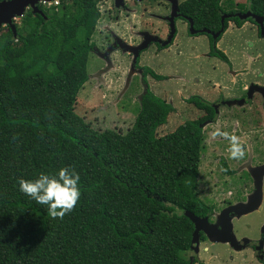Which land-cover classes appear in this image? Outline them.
Segmentation results:
<instances>
[{
	"label": "trees",
	"instance_id": "1",
	"mask_svg": "<svg viewBox=\"0 0 264 264\" xmlns=\"http://www.w3.org/2000/svg\"><path fill=\"white\" fill-rule=\"evenodd\" d=\"M98 1L39 6L45 19L28 11L15 34L0 29V264H190L184 212L208 213L196 194L198 123L158 137L172 110L150 92L125 132L97 131L76 113ZM249 8L264 24V0ZM182 11L214 32L224 14L222 0H188ZM65 166L79 173L82 195L53 219L17 181Z\"/></svg>",
	"mask_w": 264,
	"mask_h": 264
},
{
	"label": "flooded vegetation",
	"instance_id": "2",
	"mask_svg": "<svg viewBox=\"0 0 264 264\" xmlns=\"http://www.w3.org/2000/svg\"><path fill=\"white\" fill-rule=\"evenodd\" d=\"M106 1L111 2L107 10L111 14L108 16L115 20H119L118 10L136 13L144 5L156 8V12L151 14L146 11V13L163 22L165 29L162 30L166 32V34L164 32L165 38L163 39L166 41L163 42L158 38L161 26L155 27V24L148 26L151 28V33L147 32L149 34L143 33L145 29L138 30V35H141L142 38L134 42V45L136 47L143 45L146 38L150 37H157L159 43L150 41L151 44H147L148 47L138 51L137 57L134 52L129 51L128 46L124 47L123 43L115 42L117 44L115 47L114 41L113 43L107 42L106 46H100L103 48L99 49L91 40L93 45L89 56L101 62L99 65L93 66L96 68V72L92 77L104 84L103 75H108L107 73L114 66L109 62V56L116 50L119 54L118 50H121L128 56L127 68L129 72L136 73L131 81L137 78L139 81L138 92L141 90L135 96V100H132V105L136 102L139 110L142 97L150 92L171 108L170 114L174 112L177 121H180L179 126L186 123H198L202 151L198 163L196 194L208 210L207 215L200 216V218L207 219L208 224L214 227L213 233L218 237L234 239L236 243L233 244L234 252L238 249V253L249 250L258 264H264V44L260 43L264 37L261 36L260 27L254 20L260 18L264 28L263 18L251 12L249 5L252 0H222L224 14L221 15V19L224 17V20L220 22V29L217 31L222 30V32L214 39L212 35L217 32L205 28L201 30L194 28L193 20L182 11V6L188 0L179 4L177 10L173 11L171 0H149L151 2L149 4H138L140 5L139 9L136 8L137 2L148 0H99L98 4L106 3ZM39 6L41 5L39 4ZM28 11L31 10L27 9L25 14ZM246 14H249V17L245 20L241 19ZM170 19L173 20L174 34L171 41L162 46L167 42L171 33ZM235 19L241 25H237ZM105 27L104 36L108 35L106 31L109 29L108 26ZM229 30L237 35L251 33L253 42L248 38L235 39L231 43L223 41L224 46L219 47L218 43L227 32H230ZM109 35L114 40L111 30ZM150 45H154L151 46L155 49L154 57H159V60H162V57L160 58L162 52L171 50H174L173 53L176 52V56L172 55V58L176 59L175 62L173 60L175 73L172 76L158 74L149 66H140V59L144 53L150 50ZM201 45L203 48L200 47ZM198 46L200 51L196 53L197 49L195 48ZM196 55L199 58H196ZM229 56L237 59V62L235 61L233 64ZM184 57L186 59L183 61ZM213 60L224 64L223 71L219 70L220 68ZM168 67L169 63L165 64L166 70ZM156 83H160L158 87L159 90H162V95L155 88ZM200 92H205L206 95L204 96ZM173 96L176 98V103ZM199 105L206 106L207 109L200 108ZM232 135L238 138L243 152V156L238 159L229 158L230 141L227 136ZM202 185L205 187V191L201 190ZM204 192L208 193V198L201 197H204ZM221 197L226 198L221 200ZM237 205L246 208H242L239 215L237 213L228 214V222L224 216L218 223V218L224 210ZM252 214L260 215L256 221L258 227L254 236H250L247 232H252L250 226H243V229L240 230L241 219ZM238 229L242 234L237 233ZM206 242L208 244L210 242L208 237L200 232L199 244ZM228 244L226 246L230 247ZM190 253H192L191 250ZM243 258L247 259L248 257L244 256ZM197 260L195 259L193 264ZM231 260L233 259L231 258Z\"/></svg>",
	"mask_w": 264,
	"mask_h": 264
},
{
	"label": "rangeland",
	"instance_id": "3",
	"mask_svg": "<svg viewBox=\"0 0 264 264\" xmlns=\"http://www.w3.org/2000/svg\"><path fill=\"white\" fill-rule=\"evenodd\" d=\"M186 0H171L172 4V11L175 9L177 10V6ZM110 1H106V3L101 2L97 3V9L100 11L101 19L98 21L97 26L95 28L92 40L95 42V45L97 48H103L100 46H106L105 44L107 42L114 41L115 47H117L118 43H123L124 47L130 46L133 48L136 47L134 45V42H137L140 38H142L141 35H138V30L145 29L143 33L149 34L150 26L151 24H155V27L159 25L161 28H159L158 38L164 42L165 39V30L163 31V22H160V19H154L153 17H150L147 13H153L156 12V8H151V6H142L139 9L138 4H149L151 3L149 0L145 2H137L136 5H138L136 8L139 9L136 13L133 12H123V10H118L117 13H119V20H115L113 18H109V14L111 12H107L108 8L110 7ZM127 16V17H126ZM15 25H19L20 19H16ZM105 26H108L109 29L107 32L108 35L104 36L103 30ZM133 26V28H132ZM106 28V27H105ZM149 28V30H146ZM114 35L113 37L109 35V31ZM149 32V33H147ZM165 32V34H164ZM243 33V32H242ZM244 34V33H243ZM157 38V37H156ZM248 38L249 41L253 42V37L251 33H245L244 35H237L233 31L227 32L224 36V41L226 43H231L235 39H244ZM255 39V38H254ZM166 41V40H165ZM261 45L264 44V40H261ZM104 44V45H103ZM151 44V42L149 43ZM205 44V43H204ZM196 46V44L194 43ZM154 45H150V50H148L146 53H144L140 59V66L145 67L149 66L152 68L156 73L161 75H173L175 73L173 66V60L175 62L176 52L174 50H171L170 52H162L160 53V58L162 57V60H159V57H154V47H151ZM148 47V45H147ZM203 48V46H200ZM206 47V45H205ZM121 49V48H118ZM175 49V47H174ZM120 53L114 52L109 56V62H111L113 65V68L108 75H103L105 79V83L103 84L101 81H97L94 77H92L95 74L96 68H94V65H99L101 62L97 59L88 58V64H87V72L89 80L84 85V87L81 89V91L78 93L77 96V103H76V113L80 117H82L85 122L89 123L93 129L97 131H105V130H114L119 132H125L129 128H131L134 119L136 117L138 106L135 102L134 105H132V100H135V96L139 94L138 88H139V81L137 78L131 81L134 73L130 76V82L127 87V73H130L128 70V56L123 53L121 50ZM101 52V51H100ZM125 52V51H124ZM131 52V51H130ZM94 56V55H93ZM134 57V56H133ZM186 59L184 57L183 61ZM167 60V61H166ZM169 63V67L166 70L164 68L165 64ZM163 65V66H162ZM99 77H101L100 74H98ZM217 77V76H215ZM152 82L154 80L151 79ZM6 84L5 80H0V87H4ZM160 83L155 84V88L158 90L160 95H162V90H159ZM104 88V89H100ZM154 91H156L154 89ZM169 92V90H168ZM170 93V92H169ZM202 95H206L205 92H200ZM190 92L188 93V95ZM188 95H185L186 97ZM174 102L176 103V98L173 96ZM180 121H177L176 115L174 112L169 115L167 119V124L163 127H160L157 131V136H162L165 134L172 133L178 126ZM182 122V121H181ZM201 190H206L205 187L202 185ZM202 198H208V193L204 192V197ZM214 198V197H210ZM226 197H221V200H223ZM259 214H252L249 215L243 219H241L240 224L242 225L240 227V230L243 229V226H250V230L252 232L247 231L250 236H254L256 234V229L258 227L257 220ZM237 233L240 235L242 232H239V229L237 230ZM247 234V233H246ZM199 243V241H198ZM228 244V243H226ZM225 243L221 244H212L209 242V244L202 243L198 245V252L195 253L192 251V253L189 254V256H192L194 259H198L195 264H258L256 262L255 257H253L251 252L249 250H244L243 252L238 253L239 249L235 251V248H233V245H230V247L226 246ZM235 245V241L233 242ZM241 249V248H240ZM232 256V257H231ZM244 256H247L248 258H243ZM231 258L233 260H231ZM195 261V260H194ZM194 263V262H193Z\"/></svg>",
	"mask_w": 264,
	"mask_h": 264
},
{
	"label": "clouds",
	"instance_id": "4",
	"mask_svg": "<svg viewBox=\"0 0 264 264\" xmlns=\"http://www.w3.org/2000/svg\"><path fill=\"white\" fill-rule=\"evenodd\" d=\"M227 139L230 141L229 158L242 157L238 138L232 135ZM17 184L18 191L25 197L46 206L47 214L53 219H63L76 207L82 195L80 175L71 166L60 167L55 172H40L34 179L20 178Z\"/></svg>",
	"mask_w": 264,
	"mask_h": 264
},
{
	"label": "water",
	"instance_id": "5",
	"mask_svg": "<svg viewBox=\"0 0 264 264\" xmlns=\"http://www.w3.org/2000/svg\"><path fill=\"white\" fill-rule=\"evenodd\" d=\"M42 1L53 2L55 0H3V1H0V29L2 27H8L13 32V34H15L16 26H15L14 21L16 19L22 18L25 15V12L27 9H30L32 14L40 15L41 17L45 19L43 12L38 7V4ZM137 1H143V0H137ZM248 17H249V14H246L245 16H242L241 19L245 20ZM252 17L255 18L254 16ZM223 20H224V17H222L221 21L223 22ZM254 20L260 27L261 36L264 37V28L262 25V20L260 18H255ZM169 21H170L171 33H170V36L167 42L163 43L162 46L167 45L171 41L173 34H174L173 20L170 19ZM221 32L222 30L212 35L213 38L216 39ZM150 41L158 42L156 38L150 37V38H146V41L143 45H140L134 48L128 46L127 48L129 49V51L134 52L135 57H137L138 51L144 50ZM132 74L133 72H130L128 74L127 83H126L127 87L130 82V76ZM242 208H246V207H241L237 205L234 207H230L227 210H224L221 213V216L218 218V223H220L221 218H223L224 216L226 218V221L228 222L229 221L228 214L241 213L240 211L242 210ZM184 216L187 217L191 221L194 227L193 234H192V240H191V246H190L191 251L195 253L198 252V245H199L198 241H199L200 232L206 235L208 237V240L212 243H231L233 245L234 239L225 238V237L221 238V236L218 237L217 234L213 233L214 227L208 224L206 218H199L190 212H184ZM194 260L195 259L193 257H190L189 258L190 264H193Z\"/></svg>",
	"mask_w": 264,
	"mask_h": 264
},
{
	"label": "crops",
	"instance_id": "6",
	"mask_svg": "<svg viewBox=\"0 0 264 264\" xmlns=\"http://www.w3.org/2000/svg\"><path fill=\"white\" fill-rule=\"evenodd\" d=\"M229 31H230V30H229ZM223 41H224V38H222L221 41L218 43V46H219V47H223V46H224ZM195 49H197V52H196V53H198V51H200V47H199V46H198L197 48H195ZM223 49L225 50V48H223ZM196 58H199V56L196 55ZM229 58H230V60H231V62H232L233 64H235V61L237 62V59L235 60V59H233V58L230 57V56H229ZM213 62H214L219 68H220L219 70L223 71V69L225 68L224 64L219 63V62L216 61V60H213Z\"/></svg>",
	"mask_w": 264,
	"mask_h": 264
},
{
	"label": "built area",
	"instance_id": "7",
	"mask_svg": "<svg viewBox=\"0 0 264 264\" xmlns=\"http://www.w3.org/2000/svg\"><path fill=\"white\" fill-rule=\"evenodd\" d=\"M59 2H60V0H55L53 2H44V1H42L39 4L43 8L49 9V8H57V6L59 5Z\"/></svg>",
	"mask_w": 264,
	"mask_h": 264
}]
</instances>
